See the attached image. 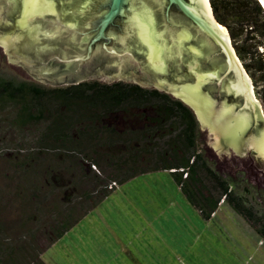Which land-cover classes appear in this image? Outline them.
<instances>
[{
	"label": "trees",
	"instance_id": "1",
	"mask_svg": "<svg viewBox=\"0 0 264 264\" xmlns=\"http://www.w3.org/2000/svg\"><path fill=\"white\" fill-rule=\"evenodd\" d=\"M210 1L246 69L264 82L262 3ZM257 35L261 41L247 44ZM197 133L194 109L155 86L100 79L47 86L0 68V264H49L44 253L118 185L160 170L204 218L227 201L264 239V211L208 164ZM7 206L19 215L6 217Z\"/></svg>",
	"mask_w": 264,
	"mask_h": 264
},
{
	"label": "water",
	"instance_id": "2",
	"mask_svg": "<svg viewBox=\"0 0 264 264\" xmlns=\"http://www.w3.org/2000/svg\"><path fill=\"white\" fill-rule=\"evenodd\" d=\"M0 44L44 81L166 89L194 108L219 154L264 159V116L208 0H0Z\"/></svg>",
	"mask_w": 264,
	"mask_h": 264
},
{
	"label": "rangeland",
	"instance_id": "3",
	"mask_svg": "<svg viewBox=\"0 0 264 264\" xmlns=\"http://www.w3.org/2000/svg\"><path fill=\"white\" fill-rule=\"evenodd\" d=\"M260 37L247 44L252 46ZM0 68L42 85H66L41 80L22 64L9 61L2 44ZM244 70L264 116V82L256 83L246 67ZM196 116L197 146L208 164L232 184L247 205L257 213L264 211L262 156H256L253 149L240 155L232 146L229 155L219 154L210 144L209 127H202ZM8 206L6 217L16 218L18 210ZM76 225L44 253L50 264H264V239L251 221L227 201L211 219L204 218L168 171H152L118 185Z\"/></svg>",
	"mask_w": 264,
	"mask_h": 264
},
{
	"label": "flooded vegetation",
	"instance_id": "4",
	"mask_svg": "<svg viewBox=\"0 0 264 264\" xmlns=\"http://www.w3.org/2000/svg\"><path fill=\"white\" fill-rule=\"evenodd\" d=\"M96 79H98V78H96ZM101 80V79H100ZM120 80H124V79H120ZM102 81H104V80H102ZM117 81V80H116ZM125 81H128V82H137V83H140L139 81H136L135 79H128V80H125ZM108 82V81H107ZM140 84H142V85H145L144 83H140ZM145 86H148V85H145ZM153 86H155L154 84H153ZM155 87H157V86H155ZM157 88H159V87H157ZM160 89V88H159ZM161 90H165V89H161ZM167 91V90H166ZM169 92V91H168ZM169 93H171V92H169ZM172 94V93H171ZM173 95V94H172ZM174 96V95H173ZM175 97V96H174ZM194 109V108H193ZM195 111V110H194ZM195 113H196V111H195ZM197 114V113H196Z\"/></svg>",
	"mask_w": 264,
	"mask_h": 264
},
{
	"label": "bare ground",
	"instance_id": "5",
	"mask_svg": "<svg viewBox=\"0 0 264 264\" xmlns=\"http://www.w3.org/2000/svg\"><path fill=\"white\" fill-rule=\"evenodd\" d=\"M261 3H263L262 2V0H259ZM208 3H209V6H210V9H211V12H212V8H211V5H210V0H208ZM264 4V3H263ZM262 4V5H263ZM226 31H227V29H226V27L225 26H223V25H221ZM227 34H228V31H227ZM249 77V76H248ZM249 80L251 81V78H249Z\"/></svg>",
	"mask_w": 264,
	"mask_h": 264
},
{
	"label": "crops",
	"instance_id": "6",
	"mask_svg": "<svg viewBox=\"0 0 264 264\" xmlns=\"http://www.w3.org/2000/svg\"><path fill=\"white\" fill-rule=\"evenodd\" d=\"M110 195H111V194H110ZM110 195H109V196H110ZM104 200H105V199H104ZM95 209H96V208H95ZM92 211H93V210H92ZM87 215H88V214H87ZM87 215H86V216H87ZM82 219H83V218H82ZM82 219H81V220H82ZM81 220H80V221H81ZM75 226H77V225H75ZM75 226H74V227H75ZM74 227H72V228H74ZM72 228H71L70 230H72ZM70 230H69V231H70ZM69 231H68V232H69ZM68 232H67V233H68ZM67 233H66V234H67ZM66 234H64V236H65ZM64 236H63V237H64ZM63 237H62V238H63ZM60 239H61V238H60ZM53 246H54V245H52V246H51V247H50L45 253H47V252H48ZM46 261H47V260H46ZM47 262H48V261H47ZM48 263H49V262H48ZM49 264H50V263H49Z\"/></svg>",
	"mask_w": 264,
	"mask_h": 264
}]
</instances>
